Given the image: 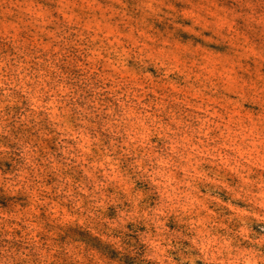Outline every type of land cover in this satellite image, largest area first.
<instances>
[{
    "label": "rangeland",
    "instance_id": "rangeland-1",
    "mask_svg": "<svg viewBox=\"0 0 264 264\" xmlns=\"http://www.w3.org/2000/svg\"><path fill=\"white\" fill-rule=\"evenodd\" d=\"M0 264H264V0H0Z\"/></svg>",
    "mask_w": 264,
    "mask_h": 264
}]
</instances>
